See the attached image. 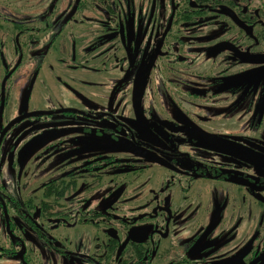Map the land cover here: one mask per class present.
I'll list each match as a JSON object with an SVG mask.
<instances>
[{
	"label": "flooded vegetation",
	"instance_id": "af4514ba",
	"mask_svg": "<svg viewBox=\"0 0 264 264\" xmlns=\"http://www.w3.org/2000/svg\"><path fill=\"white\" fill-rule=\"evenodd\" d=\"M4 1L0 118L23 62L86 107L0 120V264H264V96L260 106L261 93L228 85L264 78V64L238 57L264 56V6L14 0L17 11ZM53 115L70 119L44 124L53 137L21 166L22 137H4Z\"/></svg>",
	"mask_w": 264,
	"mask_h": 264
},
{
	"label": "rangeland",
	"instance_id": "374dc122",
	"mask_svg": "<svg viewBox=\"0 0 264 264\" xmlns=\"http://www.w3.org/2000/svg\"><path fill=\"white\" fill-rule=\"evenodd\" d=\"M12 2H14V0L4 1L2 2L1 7L4 8V4L6 3L11 4ZM12 7L15 8V10L17 11L19 10L16 4H13ZM22 7L27 8V6H22ZM35 8H36V5L33 8H27V9H35ZM41 9H42V6L37 8L35 12L40 11ZM5 11L8 12V10H5ZM0 22H2L1 26L5 30L8 27L7 22L9 21L1 20ZM47 45H48L47 43H45V45L42 44L43 50L47 48ZM263 49H264V45L260 46V50H263ZM3 53H4L3 60L4 62H6L5 57L7 55L11 57L12 52L3 50ZM260 53H264V50L261 51ZM26 58L27 57H25L24 59ZM20 62L21 60H19L16 65H18ZM31 64L32 63L29 62L31 70L27 74H25L28 71L29 65L26 62L21 63L17 71L14 72L13 75L11 76L9 82H7L6 89L8 88L12 90V92L14 93V101L11 103V105H9V107L7 106L8 109L6 108L5 110V116L0 118V120H2L3 125L12 116L18 115L19 113L24 112V111L32 112V111H37V109H45L48 107H51L52 110H55L57 108L58 109H61L63 107L66 108L69 105H76V107H80V106L86 107L83 103L78 104L74 100L73 101L76 104H69L68 102V100H70L69 92L72 93V90H75V89L71 88L72 89L71 90V89L66 88V85L64 83H61L60 81L55 79L53 74L52 75L48 74L47 70H44L41 75L36 77V74H34V70H33L34 65L32 66ZM251 68L252 66L242 64L241 68L237 71H241L245 73L247 71L252 70ZM22 74H24V76ZM63 74L66 77H72V75L67 71H65ZM21 76H23L22 79H21ZM246 77H254V78L243 80L244 84H241L239 81H234L228 85L231 88L236 89L237 91H246L247 95L251 93H256V92L259 93L260 95L261 93L260 95L261 97L258 99V103L261 106L262 98L264 96V78L262 76H258V74H251ZM35 78L37 79L35 80ZM30 90L33 92V97L30 100V102L27 103L28 101L27 94L30 92ZM230 108L235 109V106L230 107ZM26 113L27 112H24L22 114H26ZM263 114L262 116L258 117V123H257V130L259 129L260 134L262 135L263 133L261 131H262V126L264 124ZM244 116L243 118L242 116L241 117L237 116V117H234V119L236 118L239 121L242 120V123H243L246 119V117ZM69 119L70 118L64 117L62 115H58V116L53 115L51 116V118H48V119L40 118V117L39 118L31 117V118L21 119L19 123L17 124V126H15L14 128H11L8 131V133L4 137L3 142L8 143V145H10L14 143L16 137H17L16 141L22 137L21 138L22 143L26 145V148H25L24 154L19 157V160H22L21 166H23L24 162H27L30 159L29 156L35 149H37L45 141H48L49 139L53 137V136L51 137L50 134L48 133V132H51L53 129H48V131H46L47 130V126H46V128L42 131V129L44 128L43 125L46 123H52V122L59 121V120L68 121ZM235 125H239V124H235ZM235 125H234V120H233V123L231 124V129H235L234 127ZM238 130H240V128H238ZM53 135L55 136V133ZM258 139H259L258 141L260 145L262 141H264V135L262 136V138L260 137ZM259 149L261 153L263 154L262 155L263 157L264 149L261 150L260 146H259ZM227 154L229 155V152H227ZM258 170L260 173L264 175V166L262 168H258ZM4 264H7V263H4Z\"/></svg>",
	"mask_w": 264,
	"mask_h": 264
},
{
	"label": "water",
	"instance_id": "95a60500",
	"mask_svg": "<svg viewBox=\"0 0 264 264\" xmlns=\"http://www.w3.org/2000/svg\"><path fill=\"white\" fill-rule=\"evenodd\" d=\"M222 47H229V48L233 49L232 47H230L228 45H224V44L222 45ZM238 57L240 58V60L243 63H247V64H264V56L256 57V56H251V55H248V54H242V53L238 52ZM233 180L235 182H238V180H236V179H233Z\"/></svg>",
	"mask_w": 264,
	"mask_h": 264
},
{
	"label": "built area",
	"instance_id": "2783aa9c",
	"mask_svg": "<svg viewBox=\"0 0 264 264\" xmlns=\"http://www.w3.org/2000/svg\"><path fill=\"white\" fill-rule=\"evenodd\" d=\"M258 4H261L264 6V0H258Z\"/></svg>",
	"mask_w": 264,
	"mask_h": 264
}]
</instances>
